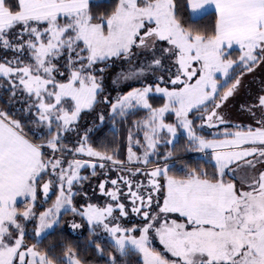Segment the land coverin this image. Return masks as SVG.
<instances>
[{
  "label": "snow or ice",
  "instance_id": "obj_1",
  "mask_svg": "<svg viewBox=\"0 0 264 264\" xmlns=\"http://www.w3.org/2000/svg\"><path fill=\"white\" fill-rule=\"evenodd\" d=\"M260 69L264 0H0V264H95L44 246L67 213L99 264H264Z\"/></svg>",
  "mask_w": 264,
  "mask_h": 264
},
{
  "label": "trees",
  "instance_id": "obj_2",
  "mask_svg": "<svg viewBox=\"0 0 264 264\" xmlns=\"http://www.w3.org/2000/svg\"><path fill=\"white\" fill-rule=\"evenodd\" d=\"M103 8V4H101V9ZM202 23L208 24L209 26L212 23V18L211 17H205L204 21H202ZM119 89H114L112 87H109V91L112 93L113 96L116 95V91H118ZM127 90V89H124ZM157 104L160 103V101L157 99L155 101ZM0 106H6L4 105V100L0 99ZM94 115L95 114H85L84 115V119L81 121V126L82 129L83 127H87L90 126L92 123V120L94 119ZM138 115H143V113H139ZM105 133L108 134V136L110 137L112 134L109 132V126L105 125L104 127H102L98 132H96L93 135V140H97V137L103 136ZM118 136V140L120 143V147H121V158H125L126 157V130L121 131L120 133L117 134ZM73 138H75L73 136ZM72 138V139H73ZM185 142L184 138H181V143ZM201 154L197 153V152H192V153H188L185 156V159L191 160L193 163L199 161L200 163H203V160L200 158ZM207 167L211 168V165H206ZM90 172V170H88ZM98 172L100 171L99 169L97 170ZM114 172V171H113ZM112 175V174H111ZM102 178H104L102 175L101 176H97V177H92L91 179H89L87 182H85L83 184V191L84 192H88L89 196H91L93 198V202H100L103 203L105 200V197L102 193H99L98 187H97V182L99 180H102ZM84 199L83 197H78V203H84ZM22 206V205H21ZM46 206V205H45ZM42 210V209H40ZM72 214L71 213H67L64 216V224L60 227L57 228V230L55 232H52L50 235H48L43 244L44 246L51 244H55L56 248L55 251L57 253H61L63 251V246H62V241H66L68 243H73L74 246L78 247V249L81 251V255L82 256H87L89 261H94L95 264H99V258L96 257L95 255V250L94 249H89L87 253L84 252V247H85V242H86V238L88 236V228L87 225H85V227L81 230H79V232H75L71 229L70 226V221L72 219ZM77 220H79V217H76ZM133 222H138V219L134 220ZM28 230L31 231V229L34 227L33 224H28ZM29 242H34L31 240V238H29ZM132 264H136V260L135 258H133L132 260Z\"/></svg>",
  "mask_w": 264,
  "mask_h": 264
},
{
  "label": "flooded vegetation",
  "instance_id": "obj_3",
  "mask_svg": "<svg viewBox=\"0 0 264 264\" xmlns=\"http://www.w3.org/2000/svg\"><path fill=\"white\" fill-rule=\"evenodd\" d=\"M264 79V69H260L256 71L254 74H251L248 77V81L245 82V95L243 97V102L240 101L238 110L236 111V118L240 119V122L243 123H254V119L241 112L240 105L245 103L246 101H250V94L255 95L260 87V81ZM226 111V110H225ZM228 116V112L226 111V117Z\"/></svg>",
  "mask_w": 264,
  "mask_h": 264
},
{
  "label": "rangeland",
  "instance_id": "obj_4",
  "mask_svg": "<svg viewBox=\"0 0 264 264\" xmlns=\"http://www.w3.org/2000/svg\"><path fill=\"white\" fill-rule=\"evenodd\" d=\"M251 75V74H250ZM250 75H247L245 78H244V83L246 81H248V77ZM245 95V88L241 90L240 94L235 98V99H231L230 98V102H229V105H228V108L225 109L227 112H228V116L226 117V119H229V120H233V121H236V122H240V119H237L236 118V111L238 110V107H239V103L240 101L243 102V97ZM169 120L171 121H174L175 120V117L174 115L172 116H169L168 117ZM230 126V125H229ZM73 138V137H71ZM74 139V138H73ZM90 170V169H89ZM114 172H112L111 174L114 176L116 173H115V170H113ZM104 178H102L103 180ZM99 182V181H98ZM98 182H97V185H98ZM111 185L109 184L108 187H110ZM100 195V192L98 193ZM101 196V195H100ZM102 197V196H101ZM22 199V198H20Z\"/></svg>",
  "mask_w": 264,
  "mask_h": 264
},
{
  "label": "crops",
  "instance_id": "obj_5",
  "mask_svg": "<svg viewBox=\"0 0 264 264\" xmlns=\"http://www.w3.org/2000/svg\"><path fill=\"white\" fill-rule=\"evenodd\" d=\"M18 199H20V198H18Z\"/></svg>",
  "mask_w": 264,
  "mask_h": 264
}]
</instances>
